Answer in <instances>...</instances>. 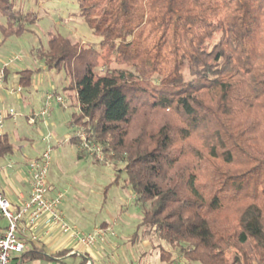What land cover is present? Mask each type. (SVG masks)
Here are the masks:
<instances>
[{
    "label": "trees",
    "instance_id": "trees-1",
    "mask_svg": "<svg viewBox=\"0 0 264 264\" xmlns=\"http://www.w3.org/2000/svg\"><path fill=\"white\" fill-rule=\"evenodd\" d=\"M75 1L98 40L50 33L39 66L6 67L5 81L63 71L78 157L124 174L139 226L189 262L264 264V0ZM37 22L0 0L1 43Z\"/></svg>",
    "mask_w": 264,
    "mask_h": 264
},
{
    "label": "rangeland",
    "instance_id": "rangeland-1",
    "mask_svg": "<svg viewBox=\"0 0 264 264\" xmlns=\"http://www.w3.org/2000/svg\"><path fill=\"white\" fill-rule=\"evenodd\" d=\"M16 3L24 10H35L38 22L33 31L22 37H11L3 43L0 33V66L15 56L20 58L8 67L11 72L39 66L38 60L33 57V49L47 44L50 33H61L85 42L98 40L85 21L76 16L78 4L75 0H16ZM35 79L39 80L37 88L31 86L22 90L20 85L15 84L14 95H28L30 103L26 105L15 99L11 105L17 112L19 125L17 132L11 136L14 150L4 156L5 164L14 163V167L20 166L25 172V165L30 160L52 148L53 159L47 180L54 188L64 192L63 204L67 215L77 221L78 227H87L88 220L90 224L112 221L125 240L131 241L139 236L141 242L136 243L135 250L128 253L131 260L126 264H168L161 258V249L172 252L174 261L171 264H202L189 262L176 247L159 239L152 229L139 226L142 210L136 204L131 189L125 186V175L119 177L114 165L98 161L92 155L78 157V147L70 140L73 130L70 124L78 107L77 101L72 100L65 90V73L42 68ZM11 83L12 78L9 79ZM49 93L54 94L52 99L47 98ZM58 95L64 98V103L57 101ZM44 108H47L45 115L41 114ZM14 171L13 167L7 169L12 176ZM2 174L0 169V177ZM143 241H148V245Z\"/></svg>",
    "mask_w": 264,
    "mask_h": 264
},
{
    "label": "crops",
    "instance_id": "crops-1",
    "mask_svg": "<svg viewBox=\"0 0 264 264\" xmlns=\"http://www.w3.org/2000/svg\"><path fill=\"white\" fill-rule=\"evenodd\" d=\"M21 69V68H20ZM10 74L9 79H13V83L9 84V79L5 81L4 89L2 90V99L0 101V109L8 108L16 100H21L24 104H29L28 95L18 93L14 95V88L16 87L17 76ZM39 80L34 78L33 87L37 88ZM67 84V83H66ZM65 84V85H66ZM31 100V99H30ZM18 118L9 117L5 121L3 133L1 136L6 135L11 142V136H13L18 129ZM13 144V143H12ZM14 149H12L13 151ZM10 151V152H12ZM0 152V169L3 173L0 177V188L3 190L7 198L17 206H21L22 203L28 199L30 194V185L27 177L28 163L25 165V172L22 167H14V163L7 162L5 164V155ZM15 168L13 176L7 172V169ZM49 189L51 195H54L59 190L51 185L48 180ZM62 210L66 217V221L78 225L76 220L68 217L66 208L62 204ZM87 220H85L86 222ZM38 226L32 228L28 222V216H24L20 223L19 234L24 240L26 247L24 252L19 255H15L11 264H126L130 262L129 252L135 250L136 243L141 242L139 236L133 238V240H125V236L120 234V231L115 227L112 221H102V223L94 222L90 224L88 220L87 227L82 228L84 231H91L95 227L100 226L110 227L113 229V233L106 232V238L103 241H99L93 247L87 248L77 243L69 234L63 233L58 227L50 224L47 215H43L38 221ZM6 225L5 219H0V234ZM91 225V226H89ZM105 225V226H103ZM148 245V241H143ZM32 249H37L38 256L31 258L30 253ZM127 252V254H126ZM40 255V256H39Z\"/></svg>",
    "mask_w": 264,
    "mask_h": 264
},
{
    "label": "built area",
    "instance_id": "built-area-1",
    "mask_svg": "<svg viewBox=\"0 0 264 264\" xmlns=\"http://www.w3.org/2000/svg\"><path fill=\"white\" fill-rule=\"evenodd\" d=\"M14 57L0 66V101L2 99V90L5 86V68L9 67L15 60ZM54 94L49 93L48 99H52ZM57 101L64 103L65 100L61 95L56 96ZM47 108L41 111L46 114ZM9 117L16 118L17 112L13 107L0 109V135L3 133L6 119ZM34 121V118L31 119ZM99 149V146L95 147ZM53 159L52 148H48L41 156L30 160L27 168V177L30 185V194L21 206L12 203L0 188V219H5L6 225L0 234V264H11L15 255L22 254L26 247L24 240L21 238L20 223L24 216H28L29 225L32 228L38 226V220L47 215L51 225L58 227L63 233H67L77 243L84 247H93L99 241L106 238V232L113 233L110 227L97 226L91 231H84L75 224L66 221L62 210V204L65 197L64 192L58 191L54 195L49 194L48 170Z\"/></svg>",
    "mask_w": 264,
    "mask_h": 264
}]
</instances>
